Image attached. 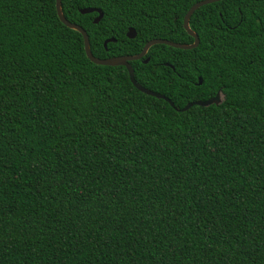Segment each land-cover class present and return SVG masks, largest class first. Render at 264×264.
Returning a JSON list of instances; mask_svg holds the SVG:
<instances>
[{
	"label": "trees",
	"instance_id": "obj_1",
	"mask_svg": "<svg viewBox=\"0 0 264 264\" xmlns=\"http://www.w3.org/2000/svg\"><path fill=\"white\" fill-rule=\"evenodd\" d=\"M199 1L61 8L107 59L192 44ZM189 27L196 48L130 62L172 107L93 64L55 0H0V264H264V0L204 5Z\"/></svg>",
	"mask_w": 264,
	"mask_h": 264
},
{
	"label": "water",
	"instance_id": "obj_2",
	"mask_svg": "<svg viewBox=\"0 0 264 264\" xmlns=\"http://www.w3.org/2000/svg\"><path fill=\"white\" fill-rule=\"evenodd\" d=\"M223 0H202L199 1L197 3H195L185 14L184 19H183V28L184 30L189 34V36H191L193 38V43L192 44H180V43H174V42H170L168 40H163V39H154V40H150L148 41L144 47L142 48L141 52L137 55L134 56H120V57H113V58H107V59H98L95 58L90 50V43H89V39H88V35L86 33V31L81 28L80 26L70 23L69 21H67L62 13V8H61V0H55V8H56V13L57 16L60 20V22L65 25L67 28L77 31L78 33H80L82 35L83 38V44H84V51L86 54V57L95 65H100V66H123L127 69L128 74H129V79L131 81V83L133 84V86L138 89L140 92L148 95V96H152L154 98L157 99H161L166 101L167 103H169L170 106L173 107L172 102L167 99L165 96L152 92L148 89L143 88L142 86H140L135 78H134V72L133 69L130 65L131 61H136V60H141L142 58L145 57V55L147 54L148 50L154 46V45H158V44H162V45H166L175 49H180V50H191L194 49L198 46L199 44V38L198 36L190 29L189 27V21L190 18L192 16V14L199 9L200 7L204 6V5H208V4H212V3H216V2H220ZM80 14L84 15V14H90V13H97V17L93 20L94 24H98L99 21L102 19L103 17V13L100 9H94V8H84V9H80L79 10ZM136 36V32L134 29L129 28L127 33H126V37L128 39H134ZM110 42H115L114 39H108L104 42V47H106V45ZM149 61V59L147 58L146 60H144V63H147ZM201 84V79L198 80V85ZM221 100V95L218 92L216 94V96L212 99L206 100V101H196L193 103H188L184 108H182L181 110L177 111H186L188 110L190 107H192L193 105H197L200 107H208L212 104H219Z\"/></svg>",
	"mask_w": 264,
	"mask_h": 264
}]
</instances>
